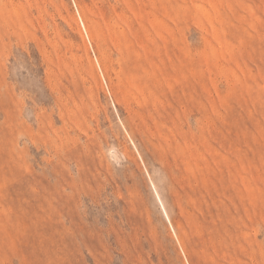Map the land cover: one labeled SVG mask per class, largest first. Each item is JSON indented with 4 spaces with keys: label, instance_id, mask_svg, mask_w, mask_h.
<instances>
[{
    "label": "rangeland",
    "instance_id": "1",
    "mask_svg": "<svg viewBox=\"0 0 264 264\" xmlns=\"http://www.w3.org/2000/svg\"><path fill=\"white\" fill-rule=\"evenodd\" d=\"M0 264H264V0H0Z\"/></svg>",
    "mask_w": 264,
    "mask_h": 264
}]
</instances>
